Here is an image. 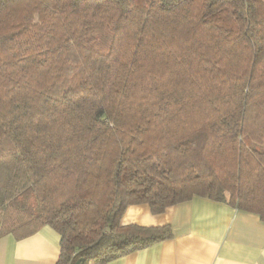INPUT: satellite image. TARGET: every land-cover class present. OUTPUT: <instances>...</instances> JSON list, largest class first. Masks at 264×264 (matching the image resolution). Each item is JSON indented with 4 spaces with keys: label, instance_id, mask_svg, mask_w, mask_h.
<instances>
[{
    "label": "trees",
    "instance_id": "1",
    "mask_svg": "<svg viewBox=\"0 0 264 264\" xmlns=\"http://www.w3.org/2000/svg\"><path fill=\"white\" fill-rule=\"evenodd\" d=\"M195 196L264 220V0H0V236L106 264Z\"/></svg>",
    "mask_w": 264,
    "mask_h": 264
},
{
    "label": "crops",
    "instance_id": "2",
    "mask_svg": "<svg viewBox=\"0 0 264 264\" xmlns=\"http://www.w3.org/2000/svg\"><path fill=\"white\" fill-rule=\"evenodd\" d=\"M122 224L171 225L173 236L106 264H264V220L254 212L195 196L160 214L127 207ZM61 236L50 225L27 237L0 236V264H57Z\"/></svg>",
    "mask_w": 264,
    "mask_h": 264
},
{
    "label": "rangeland",
    "instance_id": "3",
    "mask_svg": "<svg viewBox=\"0 0 264 264\" xmlns=\"http://www.w3.org/2000/svg\"><path fill=\"white\" fill-rule=\"evenodd\" d=\"M1 214H2V209H0V217H1Z\"/></svg>",
    "mask_w": 264,
    "mask_h": 264
}]
</instances>
